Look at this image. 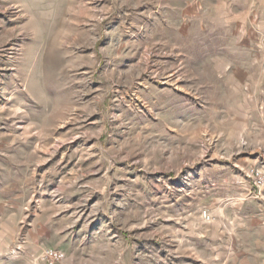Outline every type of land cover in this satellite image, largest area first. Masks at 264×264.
I'll return each instance as SVG.
<instances>
[{"label":"rangeland","instance_id":"1","mask_svg":"<svg viewBox=\"0 0 264 264\" xmlns=\"http://www.w3.org/2000/svg\"><path fill=\"white\" fill-rule=\"evenodd\" d=\"M254 170L264 0H0V264H264Z\"/></svg>","mask_w":264,"mask_h":264},{"label":"built area","instance_id":"2","mask_svg":"<svg viewBox=\"0 0 264 264\" xmlns=\"http://www.w3.org/2000/svg\"><path fill=\"white\" fill-rule=\"evenodd\" d=\"M249 178L251 177V179L253 180L254 185L258 188V189H264V171L262 170H254L251 171L248 174ZM202 217L205 219L209 218V214H207V212H203ZM43 259H45V261L48 264H55L56 262H60L63 260V253L59 250L56 249H47L44 251L43 254Z\"/></svg>","mask_w":264,"mask_h":264}]
</instances>
